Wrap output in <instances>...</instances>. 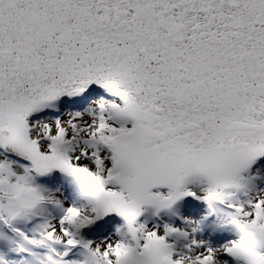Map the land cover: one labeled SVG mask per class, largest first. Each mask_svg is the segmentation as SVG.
<instances>
[{"label":"snow or ice","instance_id":"1","mask_svg":"<svg viewBox=\"0 0 264 264\" xmlns=\"http://www.w3.org/2000/svg\"><path fill=\"white\" fill-rule=\"evenodd\" d=\"M0 264H264V0H0Z\"/></svg>","mask_w":264,"mask_h":264}]
</instances>
